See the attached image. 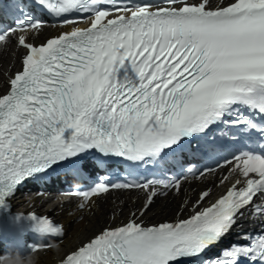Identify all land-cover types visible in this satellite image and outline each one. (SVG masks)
I'll return each instance as SVG.
<instances>
[{
  "label": "snow or ice",
  "instance_id": "1",
  "mask_svg": "<svg viewBox=\"0 0 264 264\" xmlns=\"http://www.w3.org/2000/svg\"><path fill=\"white\" fill-rule=\"evenodd\" d=\"M37 7L53 19L34 16ZM48 26L71 31L29 42ZM9 44L25 51L0 94V205L57 169L78 182L71 195L81 210L112 191L146 197L139 214L102 228L61 264H264V232L224 244L245 213L264 223V155L241 150L203 168L185 158L219 153L214 140L190 143L219 124L264 149V0H9L0 47ZM128 60L138 80H114V62ZM113 160L124 162L122 178L112 179ZM218 171L219 187L229 186L211 204L205 188L187 217L144 222L158 195ZM37 227L66 234L47 218Z\"/></svg>",
  "mask_w": 264,
  "mask_h": 264
},
{
  "label": "bare ground",
  "instance_id": "2",
  "mask_svg": "<svg viewBox=\"0 0 264 264\" xmlns=\"http://www.w3.org/2000/svg\"><path fill=\"white\" fill-rule=\"evenodd\" d=\"M12 59V57H11ZM4 60V57H1V61ZM163 200H160L159 203L155 205L154 208H149L146 212V215L151 214L154 212V214H163L167 212L168 206L172 203V200L166 201L162 203ZM121 213V212H119ZM104 218V211L100 212V210H95L92 215H86L84 220L78 223L69 222L67 224V232H66V238L61 246L58 248H55L51 250L50 253L45 255H39L34 256V262L32 264H51V257L55 255L59 250H63L65 248V251L67 248L75 242L76 239H84L86 236L92 234L94 231H96L100 225L99 222L103 220ZM63 247V248H62Z\"/></svg>",
  "mask_w": 264,
  "mask_h": 264
}]
</instances>
